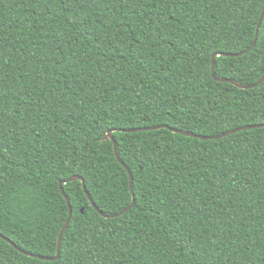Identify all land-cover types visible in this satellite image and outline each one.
<instances>
[{"label": "trees", "instance_id": "trees-1", "mask_svg": "<svg viewBox=\"0 0 264 264\" xmlns=\"http://www.w3.org/2000/svg\"><path fill=\"white\" fill-rule=\"evenodd\" d=\"M189 8L191 11H186L177 4L172 11L178 19L194 13L201 23L189 27L192 35L181 32L180 25L165 32L169 43H159L158 51L145 39L147 29L141 18L116 0H99L95 8L86 9L85 13L73 9L67 19L59 0H49L47 9L54 13L51 16L44 15V6L33 0H0V44L4 59L10 62L4 71L11 75L7 82L11 89H5L10 98L7 114L12 117L4 121L8 134L0 137V202L4 212L11 211L12 215H4L0 229L23 251L51 258L57 253L50 242L62 231L64 220L57 213L66 199L57 185L56 173L71 175L69 169L78 173L106 215L120 213L133 201L129 174L118 163L113 142H102L94 135L97 124L93 121H99L102 127L119 129L113 135L122 148L132 143L141 147L137 155L142 171L132 167L138 181L136 202L124 215L105 218L92 206L82 181L65 184V190L71 188L68 197L75 209L74 227L69 226L65 233L72 245L69 264H76L77 259L84 264H245L254 259L245 253L259 243L258 236L264 239V127L209 140L177 135L166 128L127 132L168 125L213 137V133H227L225 129L264 125L260 89L253 88L254 93L245 95L244 89L216 82L212 65L196 59V48L203 49L209 43L206 37L215 41L218 35L225 36L236 27L247 34L231 42L221 40L217 47L229 44L225 53L239 54L243 53L240 48L254 42L256 25L239 19L247 14V5L241 8L235 0H202ZM250 11L255 19L262 16L264 6ZM100 20L103 26L98 23ZM72 22L87 24L91 32L72 28ZM122 23L131 27L122 29ZM138 24L143 31L136 30ZM137 39L141 43L133 48ZM170 44L187 49L190 55L173 60ZM160 51L165 52L164 60L159 59ZM63 53L67 54V61L61 58L60 63H53ZM251 55L236 57L237 70L231 68L233 58L227 57L228 63L219 67L228 71L218 70L216 75L244 85L253 84L251 81L264 74L248 75L244 65L253 64L248 59ZM41 59L44 63H38ZM80 59L87 63H78ZM69 64L77 66L69 69ZM57 78L59 83H55ZM32 80L39 86L32 94L34 106L47 94L40 92L45 85L53 94L49 103L53 97L59 103L66 89L71 90L69 94L75 100L70 114L55 107L54 114L45 117L43 130L38 129L40 135L25 147L34 139L29 134L32 125L25 122L31 116L23 107L16 109L27 96L20 94L16 98L13 93L17 85L21 86V93L25 86L36 87ZM245 101L248 107L243 118L229 119L237 106L245 109ZM31 111L34 113V109ZM44 111H49L48 105ZM13 130L16 136L11 134ZM121 156L132 166L123 151ZM57 220L60 224L55 223ZM37 224L41 233L49 225L55 232L36 239ZM82 226L99 230L95 236L88 232L91 241L87 246L77 243L83 239ZM180 237L198 251V256L181 247ZM225 238L229 243L221 246ZM0 243L5 245L4 259L8 264H35L33 257L18 250L13 252L5 242ZM39 264L51 261L40 260Z\"/></svg>", "mask_w": 264, "mask_h": 264}, {"label": "snow or ice", "instance_id": "snow-or-ice-1", "mask_svg": "<svg viewBox=\"0 0 264 264\" xmlns=\"http://www.w3.org/2000/svg\"><path fill=\"white\" fill-rule=\"evenodd\" d=\"M34 3H40L44 6L45 12L43 13L46 16L54 15L50 10L47 9V4L49 0H33ZM99 0H59L60 7L65 11V19H67L71 13L72 10H76L78 13H85L86 9L95 8L98 4ZM117 3L121 5V7H127L131 14L133 16H138L141 18V24L144 28L147 29V35L145 37L146 40L151 41L150 47L153 49H159L157 48V45L159 43H169V38L165 37V32H171L177 28L178 25H180V31L189 33V35H192V33L189 32V27H195L196 25H199L201 23L199 17H197L194 13L191 17H183L178 19L177 15L172 11V7L174 5H181L186 11H191L189 8V5L192 3H201L202 0H116ZM227 2L231 3L233 0H227ZM235 3H237L241 8L244 7V5H247V14L242 15L239 17L240 20H243L245 24H248L251 22L252 24L256 25V28L254 29V40L255 43L249 42L248 45H246L243 48H240L239 50L243 52L245 55L248 53H252L251 56L248 57V59L253 61L252 65H244V68H247L248 75H253L255 73H261L264 74V18L262 16H256L255 19L252 18L251 9L256 8L258 6H264V0H235ZM145 9L144 12H140L139 9ZM184 20H189L190 23L186 24L184 23ZM100 25L103 26V20L98 21ZM162 26V27H157ZM71 27L77 29L78 31L82 30L85 33L91 32V29L88 27L87 24H81L77 22H72ZM122 29H126L131 27L130 24L122 23L120 26ZM155 29V30H154ZM136 30L143 31L141 28V25L138 24ZM123 34V33H121ZM246 31H241L239 27L234 28L229 32V34L225 36H217L215 41L211 40V37H206V39H209V43L204 46L203 49L196 48V59L199 61H207L212 65L211 71L213 74H215L218 70L221 72H227V68L221 69L219 66L222 64L228 63V59L225 55V49L229 48L230 45L226 44L225 48H219L217 47V44L221 40H238L241 39L246 35ZM56 33H52V37L55 38ZM121 43L123 41H120ZM140 40L137 39L132 44V47L135 48L136 45L140 44ZM201 42L199 39H197L196 44L199 45ZM257 44L259 47H257ZM13 48H15V45H12ZM142 47H144L142 45ZM170 48L174 49V51L171 53L172 59L175 60L177 56L181 57H188L190 54L187 51V49H182L178 47L176 44H170ZM54 51L63 52L62 49H56ZM155 55V52L151 53ZM33 56L35 54H32ZM164 51H160V60H164ZM61 58H63L65 61H67L68 57L66 53H63V56H57L56 59L53 61V63H60ZM133 59H136V55H132ZM238 58L234 57L233 62L231 64V68L233 70L236 69V60ZM38 63H44V59H41L38 61ZM78 63H87L86 59H80L78 60ZM6 66H10V62L6 59H4V49L2 44H0V137L6 136L8 133L4 129V121L5 119H8L9 121L12 119L11 116H8L7 114V108L9 104V94L5 89H11V85H9L7 82L11 79V75L6 73L4 71ZM77 65L75 64H69L68 68L75 67ZM53 73H45V76L52 75ZM58 77V74H57ZM17 79H20V77H17ZM16 81L13 80L12 84H15ZM55 83H59V78L55 81ZM83 83H87V80H84ZM255 85V88L260 89L259 96L261 97L259 101V106L264 107V88H261V85H264V75L258 76L254 81H251ZM32 85H35L36 87L29 88L24 87L23 92H20V87L17 85V91L13 93V97L18 98V95H26L27 100L22 104L19 105L16 109V111H19L20 107H23L26 110H29V114L31 116V119L25 118L26 123H30L32 125L29 134L33 136V140H29L28 144L25 145V147H28L33 144L36 137L40 135V132L38 129L43 130V126L45 124V117L50 116L54 114L53 110L55 107L60 106L63 109H65L69 114L71 113V105L74 103L75 96L70 95L71 92L70 89H66L63 92V99L58 103L54 97L51 100V103H49V97L53 94L51 92L47 91V85L43 89H40L41 93H47L40 97V99L37 101V104L34 106L32 103L33 99V92L36 91V89L39 87L36 83V80L31 81ZM226 90H230L226 89ZM249 93H254V89H246L245 95H248ZM83 99V98H81ZM253 103H256V100L253 99ZM49 106V111L45 112V106ZM76 107H79V104L75 105ZM247 102L245 101V109L241 110L239 109V106H237V111L234 113H231L229 115V119L236 120V119H242L244 115V111L247 110ZM34 109V113L31 111ZM205 111H208L205 109ZM106 115V112L104 113ZM212 120H215V117L211 118ZM97 124V127L94 131V135L97 136V138L103 140L111 139L113 141V149L114 154L118 158V163L122 166L123 170L130 174L131 176V187L130 192L135 199L136 197V189L138 181L136 180L135 174L132 173V167H136L138 170L142 171L141 164L142 161L139 160V157L137 155L138 152L141 151V147L137 143H132L130 146H124L121 147L119 141L116 140V136L113 135V133H119V129L115 127H102L99 125V121H93ZM203 123V121H201ZM59 126V123L57 124ZM212 127H217L216 124H213ZM235 127H239L238 125ZM226 132H228L230 135H235V132L231 129H225ZM251 131V130H250ZM12 135L16 136L17 133L15 130L12 131ZM177 135H185V133H177ZM212 136H216L215 133L212 134ZM210 138V137H209ZM123 139V137H121ZM196 139V138H193ZM17 140H19V137L17 136ZM47 143V141H45ZM121 151L124 152V156L128 158V160L132 161V166L129 165V163L124 159L123 156H121ZM83 159V157H82ZM75 163V162H73ZM181 163H187L185 161H181ZM202 166V165H197ZM71 175L65 174L61 175L60 173H56V182L57 185L64 189L65 182L71 184L75 182L77 179L80 178L78 173H72L71 169L68 170ZM171 175V172L168 173ZM86 187V182H85ZM71 191V188H68L64 191H62V195L65 197L68 196V192ZM151 195V193H149ZM158 198V197H157ZM93 204H95V201H92ZM135 204L132 201H129V205H126L124 209H121V214H125L128 211H131V207H134ZM223 207V205H221ZM75 212V209L72 206V200L71 197H68L65 201V205L63 208L60 209L59 213L57 215H61L63 217L64 223L61 224L62 231L56 235L55 240L51 241L50 243L58 249V253L52 254V261L51 264H69V260L67 259L68 255L72 252V245L69 242L68 239H66L65 233H68L69 226H73L72 222V214ZM82 214V213H81ZM4 215H12L11 211L4 212L3 210V204L0 202V223L3 221ZM249 221L251 218H248ZM32 223H36V221H33ZM55 223L60 224V221L57 220ZM250 226L247 225L246 227ZM31 228V224L29 225ZM40 225L37 224L36 229V239L46 238L50 232H55L54 228H51V225L48 226L47 229L43 233L39 231ZM74 227V226H73ZM230 228V225H229ZM92 231L93 236L99 235L98 229H89L87 226H82L81 236L83 237L82 240L77 241V243H82L84 245H88L91 241V238L88 236V232ZM257 240L259 241L258 244L254 245L252 248L247 249L245 255L254 257V259L251 262H245V264H264V239L257 237ZM0 242H5L7 244V248L13 252L17 251L15 244L10 240L7 239L5 236V233L2 229H0ZM178 242L181 244L182 248H189L190 254L194 257L198 256V251L193 250L189 242L187 240H184L182 237L178 238ZM229 243V240L225 238L222 241L221 246H226ZM35 247V245H34ZM196 248H199V245L196 246ZM239 250V249H238ZM257 250H259V255H256ZM39 251V250H38ZM214 256V254H212ZM5 256V245L4 243H0V264H8L7 261L4 259ZM35 261V264H39L41 257L37 256L33 258ZM96 257L92 256V260L95 261ZM211 259V257H210ZM241 260H244V257H241ZM76 264H84V262L80 259H77ZM117 264H119V261H117ZM233 264H237L236 261L233 262Z\"/></svg>", "mask_w": 264, "mask_h": 264}, {"label": "water", "instance_id": "water-1", "mask_svg": "<svg viewBox=\"0 0 264 264\" xmlns=\"http://www.w3.org/2000/svg\"><path fill=\"white\" fill-rule=\"evenodd\" d=\"M262 18H264V11H263V13H262ZM253 43H255V40H254V42ZM244 53H225V55H226V57H232V58H234V57H240L241 55H243ZM213 78H214V80L216 81V82H220V83H229V84H232V85H234V86H237V87H239V88H241V89H244V90H246V89H253V88H255V85L254 84H250V85H244V84H240V83H238V82H236L235 80H232V79H228V78H222V77H218L217 75H216V73L215 74H213ZM262 127H264V125H249V126H245V127H242V128H238V129H235V130H233L235 133H238V132H240V131H245V130H251V129H256V128H262ZM161 128H166V129H170L172 132H174V133H185V135L184 136H188V137H193V138H198V139H201V140H209V139H221V138H224V137H228V136H230V134L227 132V133H225V134H222V135H218V136H213V137H207V136H202V135H196V134H194V133H191V132H187V131H183V130H178V129H175V128H171V127H169L168 125H163V126H158V127H153V128H139V129H133V130H129V131H127V132H132V133H134V132H142V131H150V130H157V129H161ZM108 140H111V139H108ZM104 141H106V140H103L102 142H104ZM112 141V140H111ZM113 142V141H112ZM118 159V158H117ZM129 178H130V187H131V176H130V174H129ZM77 180H80V181H82V184H83V188H84V191H85V193H86V195L88 196V198H89V200H90V202H91V204H92V206L103 216V217H105V218H118V217H120V216H122V214H121V212L120 213H118V214H115V215H106L104 212H102V211H100V209L97 207V205H96V203L95 204H93L92 203V201H93V199L91 198V196H90V193L88 192V190H87V187H85V181H84V179L82 178V177H80L79 179H77ZM76 180V181H77ZM65 184H67V182H65ZM61 189V188H60ZM65 189H61V192L62 191H64ZM64 196V195H63ZM65 197V196H64ZM68 198V196L67 197H65V199H67ZM134 204H135V202H136V197H135V199L133 198V201H132ZM133 209V207H131V210ZM83 212V211H82ZM129 212V211H128ZM127 213V212H126ZM124 215V214H123ZM72 216H73V214H72ZM72 218V217H71ZM7 238V237H6ZM8 239V238H7ZM12 241V240H11ZM13 242V241H12ZM14 243V242H13ZM15 244V246H16V249L18 250V251H20V252H22L23 254H26V255H28V256H30V257H37L38 255H34V254H31V253H27L26 251H23L21 248H19L17 245H16V243H14ZM57 253H58V249H57ZM41 257V259L40 260H42V261H52V259L53 258H51V257H44V256H40Z\"/></svg>", "mask_w": 264, "mask_h": 264}]
</instances>
